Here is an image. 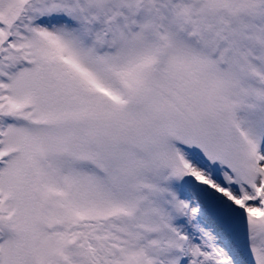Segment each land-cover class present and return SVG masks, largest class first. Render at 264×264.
Instances as JSON below:
<instances>
[{
	"label": "snow or ice",
	"instance_id": "obj_1",
	"mask_svg": "<svg viewBox=\"0 0 264 264\" xmlns=\"http://www.w3.org/2000/svg\"><path fill=\"white\" fill-rule=\"evenodd\" d=\"M0 264H264V0H0Z\"/></svg>",
	"mask_w": 264,
	"mask_h": 264
}]
</instances>
